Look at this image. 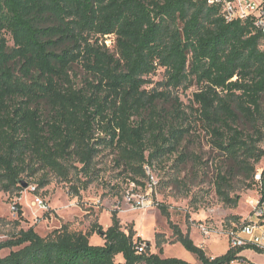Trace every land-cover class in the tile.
I'll return each mask as SVG.
<instances>
[{
  "label": "trees",
  "instance_id": "obj_1",
  "mask_svg": "<svg viewBox=\"0 0 264 264\" xmlns=\"http://www.w3.org/2000/svg\"><path fill=\"white\" fill-rule=\"evenodd\" d=\"M74 64L87 75L80 87L70 75ZM158 69L166 89L195 79L197 120L264 201V165L256 169L264 159V35L251 19L226 23L207 0H0V192L19 196L24 184L42 189L50 174L66 180L71 170L86 189L106 149L135 177L176 153L186 113L174 98L162 116L156 103L170 101L169 94L143 88ZM214 188L224 206L237 207L226 174L216 175ZM171 229L197 264H250L240 255L245 250L264 256L244 247L210 258L188 232ZM92 235L103 244H89ZM134 236L121 230L116 211L106 230L94 225L82 234L63 226L40 237L30 227L0 242V252L9 250L0 264H190L152 254ZM138 244L146 246L142 253Z\"/></svg>",
  "mask_w": 264,
  "mask_h": 264
},
{
  "label": "rangeland",
  "instance_id": "obj_2",
  "mask_svg": "<svg viewBox=\"0 0 264 264\" xmlns=\"http://www.w3.org/2000/svg\"><path fill=\"white\" fill-rule=\"evenodd\" d=\"M110 36H104L106 46H110ZM70 75L79 87L87 78L77 64L72 66ZM148 79L151 83L143 87L145 90L169 94L170 101L156 103L162 116L171 113L175 107L174 98H178L181 110L186 113L181 125L187 132L178 151L154 161L152 167L145 166L144 177H135L117 165L115 154L106 149L95 160L97 179L86 189H82L78 182L83 178L76 177V172L71 170L66 180L50 174L49 184L42 189L31 184L19 196L0 192V242L30 227L40 237L63 226L69 232L82 234L89 232L94 225L106 230L111 225V213L116 211L121 230L125 233L132 230L134 238L140 237L149 243V251L161 258H177L190 264L196 260L193 254L175 242L171 226L182 233L188 232L193 244L202 248L208 257L224 254L227 230L252 214L248 202L258 198L256 186L247 187L250 180L216 150L211 136L197 120L193 94L199 91V85L195 79L189 78L177 89L160 86L166 80L164 69H158ZM261 147L264 149V144ZM263 165L264 159L256 169H262ZM218 173L228 176L230 196H239L236 208L224 206L216 196L214 181ZM131 177L141 185L130 181ZM34 199H38L45 209L32 206ZM140 200H147L150 207L137 209L135 205ZM15 205L21 208L23 220H19ZM161 209L167 212L168 219L162 215ZM202 228L208 231L207 238L203 237ZM156 236L161 242L160 253L155 244ZM89 244L102 245L103 242L92 235ZM8 253L9 250H3L0 257ZM116 262L121 259L116 258ZM255 262L259 264L262 260L256 258Z\"/></svg>",
  "mask_w": 264,
  "mask_h": 264
},
{
  "label": "built area",
  "instance_id": "obj_3",
  "mask_svg": "<svg viewBox=\"0 0 264 264\" xmlns=\"http://www.w3.org/2000/svg\"><path fill=\"white\" fill-rule=\"evenodd\" d=\"M207 4L219 7L220 15L226 23L251 19L255 28L264 35V0H207ZM254 181H260V170L255 173ZM248 203L252 211L251 216L226 232L229 249L248 247L264 250V201H260L258 197ZM32 206L45 209L38 199H34ZM135 206L137 209H146L150 207V203L147 200H140ZM202 233L204 238L208 237L205 228H202ZM145 248V244L136 245L138 253H142Z\"/></svg>",
  "mask_w": 264,
  "mask_h": 264
},
{
  "label": "crops",
  "instance_id": "obj_4",
  "mask_svg": "<svg viewBox=\"0 0 264 264\" xmlns=\"http://www.w3.org/2000/svg\"><path fill=\"white\" fill-rule=\"evenodd\" d=\"M226 245H227V248L223 251L224 253L229 249L227 242H226ZM213 255H214V257H219V256L223 255V253H221V255H217V254H213ZM240 255L242 257H244L250 264H258L255 262L256 258H260L262 260V262L259 264H264V256L259 255L252 250H245ZM214 257H210V258H214ZM188 263H190V262H188ZM191 264H197V261L196 260L192 261ZM233 264H238V263H233Z\"/></svg>",
  "mask_w": 264,
  "mask_h": 264
},
{
  "label": "water",
  "instance_id": "obj_5",
  "mask_svg": "<svg viewBox=\"0 0 264 264\" xmlns=\"http://www.w3.org/2000/svg\"><path fill=\"white\" fill-rule=\"evenodd\" d=\"M26 188H27V185H26V184H24V185H23V189H26Z\"/></svg>",
  "mask_w": 264,
  "mask_h": 264
}]
</instances>
